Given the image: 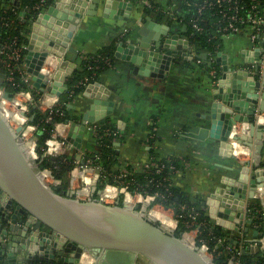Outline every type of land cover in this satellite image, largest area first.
Returning a JSON list of instances; mask_svg holds the SVG:
<instances>
[{
	"label": "water",
	"instance_id": "obj_1",
	"mask_svg": "<svg viewBox=\"0 0 264 264\" xmlns=\"http://www.w3.org/2000/svg\"><path fill=\"white\" fill-rule=\"evenodd\" d=\"M20 4L21 0H13V6L19 7ZM123 8L131 11L133 2L54 0L53 4L44 8L36 19L30 21V37L24 57L33 86L59 99L68 88L66 80L77 66L78 51L72 47L71 40L81 18L85 14L96 15L100 9L105 17L121 18L124 16ZM26 12L27 9L23 8L19 18L25 20ZM166 23L155 34L149 28H143L139 31V39L130 37L127 42L116 43L115 54L128 53L132 62L147 66L160 62L161 69L155 70L157 77L164 75L162 68L168 69L178 54L193 58V44L189 34H184L189 33L188 24L181 26L179 38L178 34L170 32ZM161 35H168L169 38L163 42ZM152 43L161 50L152 48ZM175 48L176 53H173ZM67 52L73 53V57L67 58ZM216 55L213 72L215 100L207 113L203 114L207 120L206 126L187 127L185 134L198 139L219 140L221 153L230 157H235L236 144L255 147V154H259L263 142L257 143L256 140L262 141L263 126L256 122V117L264 111V40L260 41L253 54L249 55L247 49L241 52L244 63L249 64L251 70L245 69L242 63L233 65L228 54L222 50ZM196 56L207 58V53ZM53 58L59 64L50 73L44 70V64ZM151 59L154 62L149 65ZM5 77V70L1 68L0 88L4 90V98L12 100L13 95L3 84ZM85 92L90 95L89 91ZM91 95L93 102L83 113L81 125L77 121L72 122L73 129L79 135L74 138L71 132L67 137V141L78 147L81 146L86 122L102 119L107 109V99L100 92ZM239 122L243 123L240 134ZM180 125L186 127L183 123ZM23 130V125L16 128L11 126L9 118L1 111L0 103V264H27V260H33L36 255L58 264H80L89 256L94 258L91 264H101L105 252L110 249L141 254L152 264H210L198 246L186 242L183 232L177 234L148 216L146 206L132 207L119 201L108 203L95 195L82 199L71 188L48 184L40 176L45 168L40 167L36 171L29 163L28 157L32 155L26 149ZM37 141L38 136L35 135V144ZM183 143L185 140L179 139V147ZM52 158L56 159L57 155H52ZM255 162L253 157V161H247L248 165L239 168L227 166L239 173L238 178L223 177L222 190L210 193L201 200L202 207H208L210 221L220 229L230 230L232 235L244 218L246 223H252L251 219L246 218L243 201H239V198H255V190L264 185V166ZM254 163L258 167L249 174L250 165ZM98 174L93 191L99 194ZM179 197L178 194L176 199ZM248 229L246 226L245 230ZM263 233L264 227L254 230L251 242L255 243L249 247L251 252L260 250L258 238ZM231 242L236 240L231 238Z\"/></svg>",
	"mask_w": 264,
	"mask_h": 264
},
{
	"label": "crops",
	"instance_id": "obj_2",
	"mask_svg": "<svg viewBox=\"0 0 264 264\" xmlns=\"http://www.w3.org/2000/svg\"><path fill=\"white\" fill-rule=\"evenodd\" d=\"M124 1L133 2V8L131 11L123 8L124 16L121 18L105 17L102 14V9L96 15L85 14L81 18L71 40L72 47L78 51L76 69L81 68L83 61L88 56L97 53L104 47L115 44L116 49L118 42H127L130 37L139 39L141 37L139 31L143 28H149L155 34L162 29L167 21L166 24L169 25L170 32L178 34L179 38L181 37V26L184 22L179 18L181 11L175 0H148L154 5L151 7L154 10L147 9L144 4L145 0ZM128 12L130 14H126ZM184 34L188 35V31ZM162 38L165 42L169 36L164 35ZM171 39L173 38L171 37ZM223 40L224 48L222 51L228 54L232 64L236 66L238 63H242L245 69L251 70L249 64L244 63L241 52L247 49L249 55L253 54L261 40L257 43L251 41L248 30L223 36ZM151 47L155 50H161L155 48L154 43L151 44ZM161 48L164 51L163 47ZM176 48L173 53H176ZM194 50L193 58H186L178 54L168 69L162 68V73H164L162 77L155 76V70L161 69V66L159 67L160 62L152 65L154 60L151 59L149 65L152 66H147L145 63L132 62L128 53L123 52V54L116 55L114 52L110 64L108 63V67L100 73L98 80L88 84L83 92L76 95L67 104L69 113L77 119L76 121L80 126L83 113L89 109L93 102V95L91 94L100 92L107 99L105 116L97 121L86 122L88 124L83 131L80 147L67 141L71 132L74 138L79 135L72 126V122L75 120L65 123L58 122L55 126V135L64 139L65 144L55 148L54 152L56 151L57 155H67L66 158L69 161L72 159L73 161L87 162L89 159L87 154L99 152L103 139V137L95 135L89 125L108 122L118 131V136L112 139L117 162L112 165L115 172L112 176L107 173L108 178L105 179L102 173L98 188H100L102 180L113 182L114 176L125 171L132 169L143 171L147 162H163L167 159L176 158L179 160L180 167L173 174L172 185L182 198L191 203L204 199L210 193L221 191L224 186L222 184L223 177L238 178L239 173L235 169L227 168V166L242 167L247 164V161H253V157L256 159L255 163L259 162L261 165V162H264V143L259 154H255V147L236 144L238 150L234 151L235 157H230L221 153L219 140L198 139L185 134L187 127L206 126L207 120L203 114L207 113L215 100L213 95L214 66L211 64L208 55L207 58L196 56L205 53L204 50L198 48ZM66 57L72 58L73 53L67 52ZM58 64L56 58L47 60L44 64V70L52 73ZM86 90L89 91L90 95L86 94ZM41 96L44 97L45 104H47V100L50 102L55 100L54 97H50L46 93H42ZM28 98L27 95L20 94L14 99L18 101V104H21L23 101L27 102ZM13 101H9L11 106L14 104ZM13 110L6 109L5 113L10 115L8 111L13 112ZM262 113L261 121L264 124V111ZM180 123L185 124L186 127ZM14 125L17 124L14 123ZM242 126L243 123L239 122V134L242 132ZM263 138L262 141L256 140V142H263ZM179 139L185 140L182 147H179ZM117 142L120 144L116 145ZM255 163L250 165L249 174L258 167V164ZM93 193L98 196V192L93 191ZM244 199L249 207L256 201L259 202L255 198ZM153 213H156L154 209L151 211V216H154ZM167 214L172 217L171 212L167 211ZM246 226L249 227L248 230H245ZM255 229L258 228L254 224L244 221L237 230H233V239L236 240L235 246L246 247L249 255L257 254L256 250L251 252V248H249V244L254 238ZM43 259L46 258L36 255L33 260H27V264H37L36 261ZM93 259L88 256L80 264H91ZM101 264L152 263L143 255L125 250L110 249L105 252Z\"/></svg>",
	"mask_w": 264,
	"mask_h": 264
},
{
	"label": "trees",
	"instance_id": "obj_3",
	"mask_svg": "<svg viewBox=\"0 0 264 264\" xmlns=\"http://www.w3.org/2000/svg\"><path fill=\"white\" fill-rule=\"evenodd\" d=\"M137 1V0H136ZM176 5L180 8L181 14L179 17L183 19L185 23L189 26V38L191 43L194 45V48L204 50L209 59L212 56H215L219 51L224 48L223 40V31H220L225 24L223 20L220 9L218 8H206L203 10L202 14L199 15L198 7L203 2V0H175ZM245 1V0H244ZM248 1V0H246ZM54 0H21L19 7L13 6V0H0V46L6 51V53H0V69H4L6 75L9 76V70L6 67V61L8 59V54L12 53L14 49H18L21 52V57L18 61H12L13 64L21 65L24 61V57L27 53L26 46L29 43L30 37V27L31 20L36 19L38 14L46 7L53 4ZM26 8L27 12L25 14V20L19 18L20 11ZM148 10H154L151 7H147ZM198 16V24L202 27V31H198L193 28L192 23L190 22L191 18H196ZM115 44H111L107 47H104L95 54L88 56L81 66V68L75 69L74 73L66 80L68 84L67 90L60 96L59 104L54 107L51 116L52 119L47 121V116L49 112H43L38 105L33 103L30 106V113L33 119L31 123L38 125V130L36 135L38 136L37 141V154L38 159L37 163L42 168H49L52 171L53 176L56 179H62V188H70L68 182V175L71 171L74 161L71 159L69 161L67 155H57L56 159L52 158V153L55 148L60 147L65 143V140L56 136L54 133L55 123L56 122H70L71 120H77L75 117H72L69 113L67 104L71 101L76 95L83 92L86 86L92 82L98 80L100 73L108 67L106 62V57H111L114 54ZM14 65V67H15ZM215 65V64H214ZM13 78L9 79L8 77L4 81V86L7 91L12 95H15L19 91H30L35 101L39 99L42 95V92L39 91L36 87L30 85L27 81L22 78V73L19 69L15 70L11 75ZM110 127L111 129H116L110 123H104L103 128ZM103 135L102 143L99 148V152L94 154H87V157L93 158L97 164L102 165L103 173H108L111 176L115 173L112 169V165L117 162L116 150L114 149V142L110 136L104 134V129L99 131ZM97 156V158L95 157ZM67 161H64V159ZM175 165L179 168V160L172 158ZM264 165V162H261V165ZM118 174V173H116ZM169 168L165 166L162 172L157 173L155 170L150 171H138L132 175H127L126 177L121 178L123 182L130 181V188H136L138 184H141L145 187L150 193L159 192L160 196L157 198V201L164 203L166 206L173 207L176 210V214L179 217V225L176 230V233H180L187 229L186 224L191 221L190 214L194 208L199 210L198 220L208 221L210 219L207 215V209L202 208L201 200L196 203H191L184 198L179 197L177 189L172 185L171 181H165L164 184L171 185H158L159 181L163 180L164 176H169ZM155 178L154 181H151L152 178ZM151 181V182H150ZM120 182V181H119ZM104 183L102 180L100 187ZM120 184V183H118ZM185 205V209H182ZM259 202H255L250 209L252 213L257 214L259 209ZM212 224H208L205 227L203 235L206 236V242L210 247H215L218 243V240L222 237L228 236L231 231L228 229H220L217 226L212 228ZM219 250H223L222 247ZM225 252L220 256V259L224 261L226 259ZM252 257H254L252 259ZM241 259L246 262V264H253L255 260L257 263L264 264V253H259L256 255L245 254L241 256ZM37 264H58L52 260L43 259L36 261ZM224 264H229L224 261Z\"/></svg>",
	"mask_w": 264,
	"mask_h": 264
},
{
	"label": "built area",
	"instance_id": "obj_4",
	"mask_svg": "<svg viewBox=\"0 0 264 264\" xmlns=\"http://www.w3.org/2000/svg\"><path fill=\"white\" fill-rule=\"evenodd\" d=\"M144 4L147 7L154 6L151 2L148 0L144 1ZM216 7L220 9L221 15L223 20H225V24L221 26L222 28L220 31H223V36L231 35L238 33L240 31L248 30L250 34L251 41L257 43L260 40H264V0H203V2L198 7V13L199 15L202 14L203 10L206 8H212ZM180 20L181 17H179ZM198 16L196 18H191L190 22L192 23V26L194 29L198 31H202V27L198 24ZM184 22V21H183ZM185 23V22H184ZM27 48V46H26ZM192 52L195 54V48L194 45H192ZM0 53H6L4 49L0 46ZM21 57V52L18 49H14L12 53L8 54V59L10 61H6V67L9 70V76L6 75L5 79L8 77L9 79H12L11 76L15 70L19 69L22 73V78H24L25 81L30 83V85H33L32 79L30 74L27 72V69L25 68V63L21 65L19 64H13L12 61L16 60L18 61ZM215 56H212L210 58L211 64L214 66L215 64ZM106 62L110 64L109 57H106ZM15 65V67H14ZM215 71V66L213 69V72ZM4 90L0 88V103L5 100L4 96ZM27 95L29 102H34L43 112H49L47 116V121H50L52 119L51 113L59 104V99H55L53 102L49 103L48 105L45 104V99L43 96L39 97L38 100L35 101L34 96H32V93L30 91H19L15 95H13V99L17 95ZM24 102V101H23ZM26 103V102H24ZM23 103V104H24ZM23 104H21L19 107H23ZM25 108H27L25 106ZM26 113V121H24L23 126L24 130L22 132L23 138L25 137V130L27 128H31V141H33L35 147H34V155H32L34 158L38 159L37 154V144L34 142V136L37 133L38 125L31 123L32 116L29 117L28 115V109H25L24 111ZM263 113L257 115L256 122L261 123L263 126V135L264 136V124L261 121V115ZM28 123L25 127V124ZM58 122L55 123V126ZM65 123V122H63ZM88 124V123H87ZM86 124V126H87ZM89 128L95 132V135H99L103 137L102 134L99 133L100 130L104 129V134L106 136H110L111 139H114L118 136V131L115 129H111L110 127L103 128V124L100 123H92L89 125ZM54 128V133H55ZM104 138V137H103ZM102 143V142H101ZM264 143V138H263ZM52 155H55V153H52ZM97 158V156H95ZM256 160V159H255ZM64 161H67L65 158ZM165 166H168L169 168V176H164L162 181H159L158 185H171V184H164L165 181H171L172 175L178 171V167L175 165L172 159H167L165 161H151L145 163L143 167V171H150L155 170L157 173H160L163 171ZM46 170V169H45ZM47 171V170H46ZM50 175L53 177L54 184H61L62 179H56L52 171H49ZM138 172L137 170H131V171H125L121 174H118L113 177V182H104L102 186L99 188L100 192L98 194L99 198L102 199L105 202L108 203H124L126 205H130L132 207H135L137 205L140 206H146L147 207V215L150 216L149 212L153 208H158L163 211L171 212L172 217L175 221L174 227L171 229L172 231H176L179 225V217L176 214V210L173 207L166 206L164 203L157 201V198L160 196L159 192L150 193L145 189V187L141 184H138L136 188H130V181L123 182V180H120L123 177H126L127 175H132L134 173ZM97 173H99V180H101L103 168L102 165L97 164L96 161L89 157L87 159V162H80V161H74V165L69 172L68 175V182L71 189L75 190V193L82 199H90L94 196L93 193V187L95 185L94 181L97 178ZM104 178L107 179V174H104ZM155 178L153 177L151 181H154ZM120 181V182H119ZM150 181V182H151ZM120 183V184H118ZM255 199L259 201V209L256 213H252V210L249 207V204L246 203V200L242 197L239 198V201H243L242 207L243 211L247 213V217L252 220L251 224H254L256 228L262 230L264 227V185L258 187L255 190ZM238 205V204H237ZM185 205H183L182 209H185ZM199 210L197 208H194L191 216V221H189L186 224L187 229L182 231L183 235L186 233H191L193 235V245L192 246H198L201 249H204L206 254L209 255V263L210 264H224L225 262H228L229 264H246L245 261L241 259L242 255H245L248 253V250L246 247H237L233 242H231V238H233L232 232L225 237H222L218 240V243L215 245V247H210L208 243L206 242V236L203 235V232L205 230V227L208 224H212V228H214L216 225L213 224L211 221L210 223L208 221L198 220ZM208 215V213H207ZM209 217V216H208ZM154 219V218H153ZM157 221H160L158 219H155ZM245 221V218H244ZM161 222V221H160ZM243 225V224H242ZM234 233V232H233ZM259 244V251H256L257 254L264 253V233L258 238ZM255 243V242H254ZM254 243H250L249 247L252 246ZM222 247L223 250H219V248ZM246 249V250H245ZM225 252V255L227 256L224 261L220 259V256ZM250 253V252H249ZM253 264H260L257 263V260L253 262Z\"/></svg>",
	"mask_w": 264,
	"mask_h": 264
},
{
	"label": "bare ground",
	"instance_id": "obj_5",
	"mask_svg": "<svg viewBox=\"0 0 264 264\" xmlns=\"http://www.w3.org/2000/svg\"><path fill=\"white\" fill-rule=\"evenodd\" d=\"M47 95V94H46ZM16 97V96H15ZM14 97V98H15ZM12 102L13 101V99L12 100H8V99H5L4 101H2L1 102V111H3V113L5 114V115H7L6 113H5V111H6V109H14V105L15 104H18V101H16L15 99H14V101H13V105L11 106V104H10V102ZM49 102H50V100H47L46 101V103L47 104H49ZM51 103V102H50ZM46 104V105H47ZM19 105H21V104H18V105H16V107H18ZM8 112H10V115H11V117H10V115H7V117L9 118V123L11 124V122H13L12 120H11V118L14 120V122L15 123H17V124H20V125H23V123H24V121H26V117H25V115H23V113L22 112H24L23 110H20L19 109V111L18 110H13V112H11V111H8ZM11 126L13 127V128H16L17 126H19V125H17V126H15L14 125V123H12L11 124ZM31 128H27L26 130H25V137H24V141H25V143H26V149H28L29 150V152L31 153V155H34V147H35V145H34V143L32 142V144L31 145H29V142L31 141ZM238 149H236V151H237ZM41 178H43L44 180H46L45 179V177H52L51 175H50V173L48 172V171H42L41 172ZM155 211H156V213H153V217L155 218V219H160V221L162 222V225L164 226V227H167V229L168 228H171V227H173V225H174V223H175V221H174V219H173V217H171L170 215H168L167 214V211H163V210H160V209H158V208H153ZM152 211V209L150 210V212ZM149 212V213H150ZM151 217V216H150ZM153 217H151V218H153ZM169 230H171V229H169ZM183 237H184V239L186 240V242L188 243V244H190V245H193V235L191 234V233H186V234H184L183 235ZM201 253H202V255L205 257V259L207 260V261H209V255L208 254H206V252H205V250L204 249H201Z\"/></svg>",
	"mask_w": 264,
	"mask_h": 264
},
{
	"label": "rangeland",
	"instance_id": "obj_6",
	"mask_svg": "<svg viewBox=\"0 0 264 264\" xmlns=\"http://www.w3.org/2000/svg\"><path fill=\"white\" fill-rule=\"evenodd\" d=\"M24 102H22L21 104H23ZM34 102H26V103H24L23 104V107H16V105H14V110H18L19 111V109L20 110H23V111H25V109H28V115H29V117H31V113H30V106L33 104ZM25 106L27 107V108H25ZM2 108V107H1ZM7 116V115H6ZM11 120L13 121V122H11V124L12 123H15L14 122V120L11 118ZM17 124V123H16ZM28 123H26L25 124V127H26V125H27ZM17 125H20V124H17ZM16 125V126H17ZM18 127V126H17ZM36 135V134H35ZM65 144V143H64ZM53 153H55V155H57L58 153L55 151V152H53ZM28 157V156H27ZM28 159H29V163H31V165H32V167L36 170V171H38V170H40V166L38 165V163H37V158H34L33 156H30V157H28ZM47 171L49 170V171H51V169H49V168H45ZM46 170H44V171H46ZM172 178H174V175H172ZM45 181L48 183V184H50V185H54V180H53V177H45ZM150 214V216H151V212L149 213ZM151 217H153V216H151ZM167 228V227H166ZM141 255V254H140Z\"/></svg>",
	"mask_w": 264,
	"mask_h": 264
}]
</instances>
